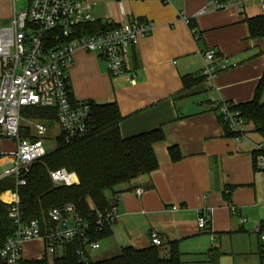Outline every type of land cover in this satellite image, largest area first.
<instances>
[{"label":"crops","instance_id":"1","mask_svg":"<svg viewBox=\"0 0 264 264\" xmlns=\"http://www.w3.org/2000/svg\"><path fill=\"white\" fill-rule=\"evenodd\" d=\"M85 1L92 9L91 2L99 3L101 22L141 19L153 22L154 28L128 59L126 73L117 77L108 74L98 55L77 53L69 71L73 97L98 105L116 103L123 139L156 129L165 135L154 145L158 169L117 190L119 218L110 227V237L100 242L105 257L101 260L114 257L109 253L116 247L120 252L125 247H151L152 234L161 238L167 251L168 242L208 232L214 243L209 257L217 264L224 258L234 264H261L264 170L257 169L253 155L264 148V139L247 126L238 142L228 135L218 114L221 102H251L264 76V37H251L248 25V20L263 16L261 3L248 0L244 13L232 6L197 16L204 7H212V0L171 6L157 0ZM28 4L29 0H0V28ZM182 10L190 24L179 18ZM211 49L230 68L185 89L183 77H201L203 56ZM171 147L180 151L177 162L169 156ZM137 189L144 191L142 196ZM173 206L178 209L172 211ZM202 213L210 216L205 229L197 224ZM40 246L29 243L24 252L30 247L39 252ZM38 255L26 258L35 260Z\"/></svg>","mask_w":264,"mask_h":264},{"label":"built area","instance_id":"2","mask_svg":"<svg viewBox=\"0 0 264 264\" xmlns=\"http://www.w3.org/2000/svg\"><path fill=\"white\" fill-rule=\"evenodd\" d=\"M165 6L186 0H157ZM248 0H212V7H204L197 16L235 6L245 12ZM261 3L264 17V0ZM179 18L190 24L185 12ZM98 21L93 15L92 5L85 0H29L28 7L14 14L9 25L0 28V164H10V169L0 174V180L13 177L16 186L26 185L32 167L53 150L40 141L21 137L22 113L30 108H53L60 137L65 143L86 137L93 128V116L88 102L71 96L69 71L75 65L77 53L98 55L105 63L111 77L123 75L127 62L141 39L149 36L154 23L141 19H125L120 23L112 20L102 22L104 28L82 29L94 26ZM101 22V21H100ZM193 34L196 35L195 31ZM202 77L213 80L230 67L221 62L214 50L204 54ZM234 104L221 102L218 112L227 132L238 142L246 136L247 124ZM40 134L47 132L43 121L30 120ZM4 142H10L13 150L6 151ZM264 151L263 146L259 147ZM258 170H264V156L256 160ZM55 186L71 187L79 183L77 175L65 169L49 172ZM143 190L137 189L138 196ZM0 200L10 206L9 218L15 224L14 234L5 241L0 240V264H22L25 246L40 243L37 260L47 258L53 262L64 244L73 239H82L86 249H78L80 263H88L89 253L100 249V242H90L88 234L102 232L113 226L119 218L118 204L104 212H97L94 225L82 218L76 207L67 204L55 207L48 213L51 227H42L37 220L24 222L19 212L20 198L17 191H6ZM177 206L171 208L176 211ZM242 222H245L243 220ZM210 216L200 214L197 224L205 229ZM264 229V223L262 225ZM260 231V229H258ZM264 240V234H263ZM152 245L162 248L163 241L157 234L151 235ZM62 255V253H61Z\"/></svg>","mask_w":264,"mask_h":264},{"label":"trees","instance_id":"3","mask_svg":"<svg viewBox=\"0 0 264 264\" xmlns=\"http://www.w3.org/2000/svg\"><path fill=\"white\" fill-rule=\"evenodd\" d=\"M250 35L253 38L264 37V17L248 20ZM91 27V26H90ZM104 28L98 21L92 28ZM204 77H183L185 89H189L203 81ZM264 76L260 80L254 99L233 109L240 112L241 117L253 132L264 139ZM74 100L73 96H71ZM93 116L92 131L84 138L65 143L59 136L57 147L41 161L36 163L27 176L26 185L16 186L15 179L8 177L0 180V196L12 190L17 191L20 198L19 212L24 222L37 220L42 227H51L48 213L55 207L72 204L83 219L91 225L95 224L97 212H104L117 205L116 187L130 184L140 176L151 174L159 167L154 151V145L165 140L162 129H156L138 136L123 139L119 124L123 120L116 103L98 105L88 102ZM26 114L32 120L56 121V110L53 108H30ZM219 114V112H218ZM220 119V115H219ZM221 120V119H220ZM226 129V127H225ZM21 137L37 141L31 129L21 127ZM230 136V134L228 133ZM264 156V151L254 153V162L258 156ZM172 162L181 159L177 147L169 148ZM65 169L75 173L79 183L71 187L55 186L49 171ZM10 206L0 200V240L11 237L16 229L9 218ZM111 235V228L102 232L92 230L88 234L90 242H101ZM167 251L152 245L149 248L137 249L125 247L121 252L106 260L89 261L87 264H183L178 241L167 243ZM78 249H86L82 239L76 238L64 244L62 255L52 263L47 258L41 260H24L22 264H86L80 263L76 254ZM261 264H264V253H261ZM211 264H217L215 258Z\"/></svg>","mask_w":264,"mask_h":264},{"label":"rangeland","instance_id":"4","mask_svg":"<svg viewBox=\"0 0 264 264\" xmlns=\"http://www.w3.org/2000/svg\"><path fill=\"white\" fill-rule=\"evenodd\" d=\"M93 4V15L95 18H98L99 14L102 11L101 6L99 3L91 2ZM0 75H1V69H0ZM264 102V98L262 99ZM29 116L26 114V111L24 110L22 113V121L21 126H26L31 129V132L34 136L38 138V141H40L47 149L55 150L57 147V139L60 136V127L57 124L56 121H44V124L47 128V132L44 134H40L36 131L34 126L30 123ZM3 147L6 151L13 150V145L10 142H4ZM2 161L0 162V164ZM11 165L7 164L0 167V174L4 173L7 169H10ZM50 172V171H49ZM78 178V177H77ZM79 181V180H78ZM126 185V184H124ZM124 185L116 187V191L123 187ZM214 245L211 236L208 232H203L197 235H193L189 237L186 240L179 242V249L182 254V262L183 264H211L209 252L212 249V246ZM38 249L36 247H30L26 252H24V256H36L40 252L37 251ZM109 255L116 256L119 254V250L117 247L110 249ZM38 252V253H37ZM93 257L91 261L96 262L100 261L101 259L105 258L101 255L100 250L93 251ZM58 256H61V252L58 253ZM234 260L226 259L224 258L222 260V264H234ZM218 262V261H217ZM220 264V263H219Z\"/></svg>","mask_w":264,"mask_h":264}]
</instances>
